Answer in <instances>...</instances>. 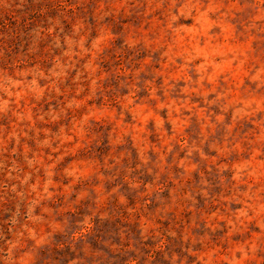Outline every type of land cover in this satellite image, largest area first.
<instances>
[{"label":"rangeland","instance_id":"obj_1","mask_svg":"<svg viewBox=\"0 0 264 264\" xmlns=\"http://www.w3.org/2000/svg\"><path fill=\"white\" fill-rule=\"evenodd\" d=\"M0 264H264V0H0Z\"/></svg>","mask_w":264,"mask_h":264}]
</instances>
